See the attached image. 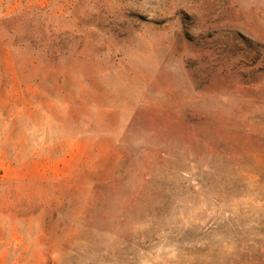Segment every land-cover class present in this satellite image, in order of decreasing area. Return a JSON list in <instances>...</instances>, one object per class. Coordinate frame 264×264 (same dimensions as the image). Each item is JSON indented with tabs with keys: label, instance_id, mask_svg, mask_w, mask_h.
Masks as SVG:
<instances>
[{
	"label": "rangeland",
	"instance_id": "374dc122",
	"mask_svg": "<svg viewBox=\"0 0 264 264\" xmlns=\"http://www.w3.org/2000/svg\"><path fill=\"white\" fill-rule=\"evenodd\" d=\"M0 264H264V0H0Z\"/></svg>",
	"mask_w": 264,
	"mask_h": 264
}]
</instances>
